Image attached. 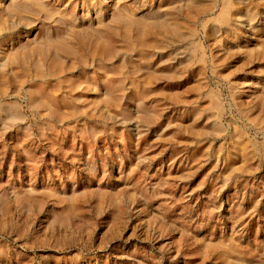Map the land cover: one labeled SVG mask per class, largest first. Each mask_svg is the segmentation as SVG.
<instances>
[{
  "label": "rangeland",
  "instance_id": "1",
  "mask_svg": "<svg viewBox=\"0 0 264 264\" xmlns=\"http://www.w3.org/2000/svg\"><path fill=\"white\" fill-rule=\"evenodd\" d=\"M1 1L0 264H264V0Z\"/></svg>",
  "mask_w": 264,
  "mask_h": 264
},
{
  "label": "bare ground",
  "instance_id": "2",
  "mask_svg": "<svg viewBox=\"0 0 264 264\" xmlns=\"http://www.w3.org/2000/svg\"><path fill=\"white\" fill-rule=\"evenodd\" d=\"M104 1V4H106L108 2V0H103ZM231 1L232 0H221V5H222V8H226L228 7V5H231ZM3 5V2L0 0V8L1 6ZM28 5L24 4V5H20L21 8H24V9H21L19 6H14L12 7L11 9H9L8 11V16L7 18H12L14 19L15 17L17 18H20L21 17V12H24L25 9H27ZM209 23V22H208ZM211 23V22H210ZM184 32V31H183ZM187 32V30H186ZM181 40V39H180ZM183 42V41H182ZM183 44V43H182ZM186 45V44H185ZM187 46V45H186Z\"/></svg>",
  "mask_w": 264,
  "mask_h": 264
}]
</instances>
